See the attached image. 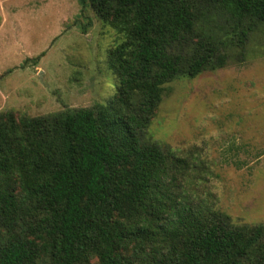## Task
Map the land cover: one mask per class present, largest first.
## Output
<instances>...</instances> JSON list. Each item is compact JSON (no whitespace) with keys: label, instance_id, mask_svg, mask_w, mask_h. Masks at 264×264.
Returning a JSON list of instances; mask_svg holds the SVG:
<instances>
[{"label":"trees","instance_id":"trees-1","mask_svg":"<svg viewBox=\"0 0 264 264\" xmlns=\"http://www.w3.org/2000/svg\"><path fill=\"white\" fill-rule=\"evenodd\" d=\"M118 41L106 103L0 111V264H264V223L188 189L148 126L177 78L246 60L264 0H79Z\"/></svg>","mask_w":264,"mask_h":264},{"label":"rangeland","instance_id":"rangeland-1","mask_svg":"<svg viewBox=\"0 0 264 264\" xmlns=\"http://www.w3.org/2000/svg\"><path fill=\"white\" fill-rule=\"evenodd\" d=\"M118 41L79 0H0V111L37 116L115 91L107 49ZM191 159V197L236 223H264V37L246 60L170 81L148 126Z\"/></svg>","mask_w":264,"mask_h":264}]
</instances>
